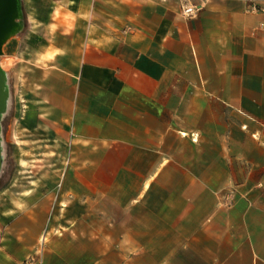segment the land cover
<instances>
[{
  "label": "crops",
  "instance_id": "1",
  "mask_svg": "<svg viewBox=\"0 0 264 264\" xmlns=\"http://www.w3.org/2000/svg\"><path fill=\"white\" fill-rule=\"evenodd\" d=\"M20 3L0 264H264V0Z\"/></svg>",
  "mask_w": 264,
  "mask_h": 264
},
{
  "label": "rangeland",
  "instance_id": "2",
  "mask_svg": "<svg viewBox=\"0 0 264 264\" xmlns=\"http://www.w3.org/2000/svg\"><path fill=\"white\" fill-rule=\"evenodd\" d=\"M20 37V34H19ZM16 49V50H15ZM22 42H15V38L9 39L3 46V55L0 56V69L5 73V92L7 94V105L5 112L0 119V142H1V169H0V211L6 215L5 203L8 199H22L28 192L21 191L23 188L28 189L30 182H37V168L44 164H53V158L43 161L42 157L33 156L31 161L25 159L22 161L21 155L19 160L14 161L12 158L14 145L9 139L8 126L11 124L12 116L10 103L15 92H19L23 83V76L28 73V67L32 66L24 63L22 58ZM19 84V86H17ZM21 84V85H20ZM19 87V88H18ZM17 101L20 102V95L16 93ZM11 138V137H10ZM21 139H14L16 143ZM19 144V143H18ZM17 144V145H18ZM21 152V149H19ZM25 189V190H26ZM14 190V192H13ZM8 215H11V213ZM39 245L37 241L35 250Z\"/></svg>",
  "mask_w": 264,
  "mask_h": 264
},
{
  "label": "water",
  "instance_id": "3",
  "mask_svg": "<svg viewBox=\"0 0 264 264\" xmlns=\"http://www.w3.org/2000/svg\"><path fill=\"white\" fill-rule=\"evenodd\" d=\"M22 11L20 0H0V56L3 55V46L12 37L19 35L23 30ZM7 105L5 92V73L0 69V119ZM0 169H1V142H0Z\"/></svg>",
  "mask_w": 264,
  "mask_h": 264
},
{
  "label": "built area",
  "instance_id": "4",
  "mask_svg": "<svg viewBox=\"0 0 264 264\" xmlns=\"http://www.w3.org/2000/svg\"><path fill=\"white\" fill-rule=\"evenodd\" d=\"M176 1L178 7V15L183 20H191L199 15V13L203 10L205 4L209 0H176ZM260 12L264 15V9L260 10ZM260 27L264 29V22L261 23ZM44 241H45V236L41 235L39 237V245L37 247V251L41 252Z\"/></svg>",
  "mask_w": 264,
  "mask_h": 264
}]
</instances>
